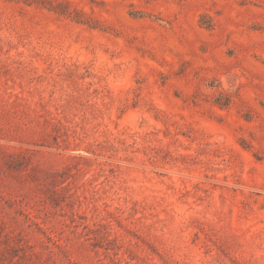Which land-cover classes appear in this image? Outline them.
I'll use <instances>...</instances> for the list:
<instances>
[{
  "label": "rangeland",
  "instance_id": "1",
  "mask_svg": "<svg viewBox=\"0 0 264 264\" xmlns=\"http://www.w3.org/2000/svg\"><path fill=\"white\" fill-rule=\"evenodd\" d=\"M0 264H264V0H0Z\"/></svg>",
  "mask_w": 264,
  "mask_h": 264
}]
</instances>
